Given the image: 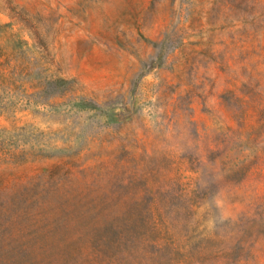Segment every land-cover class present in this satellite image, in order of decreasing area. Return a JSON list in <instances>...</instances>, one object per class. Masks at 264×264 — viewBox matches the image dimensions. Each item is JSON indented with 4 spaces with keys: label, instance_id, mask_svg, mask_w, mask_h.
Returning a JSON list of instances; mask_svg holds the SVG:
<instances>
[{
    "label": "rangeland",
    "instance_id": "374dc122",
    "mask_svg": "<svg viewBox=\"0 0 264 264\" xmlns=\"http://www.w3.org/2000/svg\"><path fill=\"white\" fill-rule=\"evenodd\" d=\"M151 252L264 264V0H0V264Z\"/></svg>",
    "mask_w": 264,
    "mask_h": 264
},
{
    "label": "trees",
    "instance_id": "16d2710c",
    "mask_svg": "<svg viewBox=\"0 0 264 264\" xmlns=\"http://www.w3.org/2000/svg\"><path fill=\"white\" fill-rule=\"evenodd\" d=\"M152 229H155V227L152 226ZM155 240L159 241V239L157 237H155L154 239L153 238H151V239H140V240H138V242L140 245L141 244L145 245L146 248L151 246V245L154 248V246L157 245V244H155ZM148 258H149L148 264H158L157 257L154 256V252H151L150 257H148Z\"/></svg>",
    "mask_w": 264,
    "mask_h": 264
}]
</instances>
